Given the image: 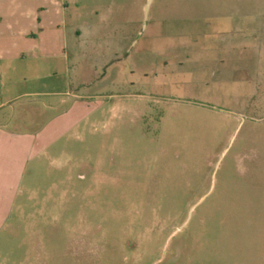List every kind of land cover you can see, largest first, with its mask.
<instances>
[{"label":"rangeland","instance_id":"rangeland-1","mask_svg":"<svg viewBox=\"0 0 264 264\" xmlns=\"http://www.w3.org/2000/svg\"><path fill=\"white\" fill-rule=\"evenodd\" d=\"M147 2L69 0V58L0 77L42 132L0 264H264V0Z\"/></svg>","mask_w":264,"mask_h":264},{"label":"crops","instance_id":"crops-1","mask_svg":"<svg viewBox=\"0 0 264 264\" xmlns=\"http://www.w3.org/2000/svg\"><path fill=\"white\" fill-rule=\"evenodd\" d=\"M68 3L69 0H0L1 78L14 76L22 69L31 87V81L40 80L44 75L47 62L69 58ZM27 94L31 95V89ZM9 102L8 99L1 101L0 108ZM41 135L42 132L21 139L22 135L0 132V232L22 188L17 166L23 158L30 161L35 157L31 146Z\"/></svg>","mask_w":264,"mask_h":264},{"label":"water","instance_id":"water-1","mask_svg":"<svg viewBox=\"0 0 264 264\" xmlns=\"http://www.w3.org/2000/svg\"><path fill=\"white\" fill-rule=\"evenodd\" d=\"M152 3H153V0H148L146 7H145L146 15L149 13V10H150Z\"/></svg>","mask_w":264,"mask_h":264}]
</instances>
